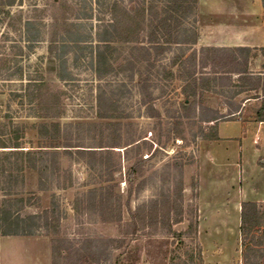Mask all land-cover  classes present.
<instances>
[{
  "label": "rangeland",
  "instance_id": "1",
  "mask_svg": "<svg viewBox=\"0 0 264 264\" xmlns=\"http://www.w3.org/2000/svg\"><path fill=\"white\" fill-rule=\"evenodd\" d=\"M8 1L0 0V121L8 124L13 141L20 137L25 149H54L50 151L57 154L47 175L30 167L3 173V167L15 160L0 155V206L12 191L11 196L31 197L23 213L55 206L60 221L34 235H0V264H52L54 239L70 250L86 249L78 261L58 264H243L236 207L202 213L196 238L183 235L179 242L178 236L150 227L124 235L120 248L106 250L109 238L122 236L119 206L125 222L130 219L129 209L155 197L166 199L182 180L187 215L174 224V230H186L191 208L198 209L195 156L200 140L214 133L213 122L200 123L196 116H185L180 106L185 100L182 87L191 81L195 67L190 60L173 63V59L182 50L189 54L200 46L173 43L163 53L152 50L150 55L139 49L147 39L146 27L139 30L137 26L138 11L142 7L160 11L162 0ZM198 19L196 9L183 21L181 38L191 37L193 27L198 30ZM112 21L109 47L104 48L108 63L100 75L95 61L98 34ZM209 77V88L191 99L222 113L226 104L241 105L255 95L245 90L234 96L237 82L229 86L226 79ZM141 78L147 92L140 85ZM233 79L237 81L236 76ZM254 103H246V117L253 115ZM52 120L61 124L58 138L40 137L39 124ZM67 142L104 150L88 158L73 147L66 152L63 145ZM48 158L49 165L52 157ZM136 160L141 168L130 180ZM203 174V209L207 202L221 206L229 194L215 193L207 173ZM93 188L97 193L88 195ZM198 243L202 262L193 258ZM102 252L106 256L97 260Z\"/></svg>",
  "mask_w": 264,
  "mask_h": 264
},
{
  "label": "trees",
  "instance_id": "2",
  "mask_svg": "<svg viewBox=\"0 0 264 264\" xmlns=\"http://www.w3.org/2000/svg\"><path fill=\"white\" fill-rule=\"evenodd\" d=\"M13 2L14 0H9L7 4H13ZM198 2L199 0H162L163 6L160 11L153 7H142L138 11V17L140 19L137 21V26H139V30H143L146 27L145 37L147 42L142 44L139 49L143 50L147 55H150L152 54V50H156L158 54L163 53L169 48L167 46L173 43L180 45L196 44L199 37L196 27H193L194 31H192L193 34L191 37L186 35L181 38L179 29L189 14L197 9ZM262 2L264 4V0H262ZM150 17L152 20H150L148 24L147 21ZM110 26H115L113 21L105 25L104 29L98 34L100 43L96 50L95 61L96 71L100 75L102 74L101 68L108 63L105 52L106 49L104 48L109 47V43L107 42L110 40V35L108 36L107 33L110 32ZM183 31L186 33L188 29L183 28ZM250 52L251 48L248 47L200 46L198 49L192 48L189 54H186L185 50H182L181 53L174 57L173 63L183 58L184 60H190L195 67V71L191 72V81L193 84H191V81H187L182 87L185 100L180 103V106L184 110L186 117L196 116L200 123L213 122L210 126H213L214 133L205 138H217L216 123L219 120L232 119L240 108V105L228 103L226 104L227 111L222 113L219 109L209 107L204 105L203 102L201 103L195 99H191L193 96H197L198 93L203 94V91L209 88V82L211 80L209 77L210 74L216 76L213 77V79H226L229 86L237 82L233 85L234 87H239L234 92V96L245 90H255L257 88H260L264 95V79H262L260 75L251 74L249 70ZM145 60H147L148 63L151 62L149 57H146ZM152 64L155 65V62ZM196 67H199L200 70L196 71ZM233 74H237V81L233 79ZM145 82L144 79H140L142 89L144 92H147L148 86ZM221 86H224V84ZM53 94L55 95L56 93L54 92ZM149 97L151 98V93ZM54 116L56 115H48L47 117L52 118ZM157 116H160L159 111H157ZM256 117L260 120L264 119V99L261 107L257 110ZM7 125V123L0 121V155L6 160L14 158L15 161L9 162L8 168L3 167V173L9 170L12 172V168L20 171L26 167H30L38 170L41 174L47 175L49 168L56 164L53 158L55 159L57 152L50 151L54 149H25L19 141L20 137H15V141H13L14 138L10 136ZM60 132L61 124L59 121H46L40 123L38 126L40 137L47 138L48 136V138H58ZM57 146L58 145H52V147ZM63 146L66 152L70 150V147H73L77 154L88 156V158L94 157L99 151L104 150L84 148L81 145L74 146L72 143L68 142ZM48 157H52L49 165L48 160L50 161V159ZM139 160H136L130 168V180L134 179L141 168V162ZM8 176L9 179L13 178L12 173H8ZM41 180L42 179H40V182ZM43 186L45 185L42 183L41 188H43ZM97 191V188H93L88 192V195L95 194ZM183 191L184 186L181 180L176 183L173 192L167 194L166 199L155 197L138 206L133 211L129 209L130 219L125 222L122 218L121 206H119L118 221L120 222V233L122 236L109 238L107 240L106 250H108V248H120L124 242V235L136 234L138 231H145L150 227H159L163 233L171 234L174 237L178 236L179 242H183V239H181L183 235H190L196 238L199 226L197 208H191L192 215L188 218L189 224L186 230L176 231L173 227L174 224L182 222L184 216L187 215L183 203ZM11 192L12 191L7 192L9 196L7 195V197H5L0 206V235H34L42 228L49 230V228L59 223L60 215H58L57 212L58 207L53 206L41 212L23 213L26 202L30 200L31 197L26 199L18 195L11 196L13 194ZM103 197L104 194L102 193V201ZM241 205L240 234L243 264H264V204H259L254 201H243ZM57 241L59 240L55 241L54 239L52 242V264H58V262L62 260L67 262L77 259L78 261L84 256L86 250L84 247L70 250L69 248L60 246ZM63 241L65 240L63 239ZM196 252L197 255L193 258L202 262V246L199 243ZM102 253L98 255V257L96 255L93 261L96 259L99 260L100 256H106L107 254L104 252L102 255Z\"/></svg>",
  "mask_w": 264,
  "mask_h": 264
},
{
  "label": "crops",
  "instance_id": "3",
  "mask_svg": "<svg viewBox=\"0 0 264 264\" xmlns=\"http://www.w3.org/2000/svg\"><path fill=\"white\" fill-rule=\"evenodd\" d=\"M197 9L199 37L196 45L251 48L249 70L251 74L260 75L264 79L262 0H199ZM233 76L237 77V74ZM246 91H254L255 95L247 97L241 103L232 119L216 123L218 137L202 138L195 156L199 183V217L207 210H212L214 214L217 209L226 212L230 207H236L239 213V234L242 202L264 204V119L256 117L264 95L260 88ZM251 102H255L253 115L246 117L245 106ZM204 172L212 181L215 193L225 192L226 196L229 194L227 200L221 202V206L215 208L207 202L208 209H203L200 196ZM223 215L226 216L225 213Z\"/></svg>",
  "mask_w": 264,
  "mask_h": 264
}]
</instances>
